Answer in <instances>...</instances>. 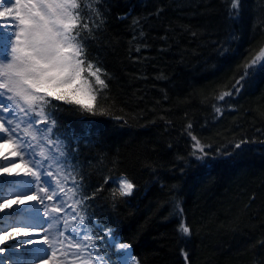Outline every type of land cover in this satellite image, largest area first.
<instances>
[{
  "label": "trees",
  "instance_id": "16d2710c",
  "mask_svg": "<svg viewBox=\"0 0 264 264\" xmlns=\"http://www.w3.org/2000/svg\"><path fill=\"white\" fill-rule=\"evenodd\" d=\"M77 2L84 67H100L106 86L86 70L97 100L78 97L93 112L52 99L42 120L72 160L65 175L89 228L112 230L139 264H264V69L219 99L264 60V0H239L236 18L232 0ZM121 175L131 195L112 182Z\"/></svg>",
  "mask_w": 264,
  "mask_h": 264
},
{
  "label": "snow or ice",
  "instance_id": "6c2138e0",
  "mask_svg": "<svg viewBox=\"0 0 264 264\" xmlns=\"http://www.w3.org/2000/svg\"><path fill=\"white\" fill-rule=\"evenodd\" d=\"M13 2L18 6L13 22L6 27L0 21V37H2L8 52L5 58L0 59V139H5L4 133H9V129L12 128L11 120L18 118L17 107L19 103L22 102L30 109L40 108L39 113H35V111L25 113L28 123L35 124L39 128L41 123L39 117L44 114L43 106L50 103L52 99L69 105H78L90 113L93 112V103H88L85 99L78 97V94L83 93L88 101L95 102L97 100L95 89L84 77L86 70L91 76L95 77L96 84L101 86V90L106 86L105 80L101 78L100 67H96L95 71L92 70L91 63H89L87 69L84 67V57L87 55L84 48L85 40L80 38L79 32L75 31L81 23L79 13L76 11L78 8L77 0H4L5 4H12ZM233 11L238 16L239 0H232L229 9L230 18H236V16H232ZM11 12V8H5L4 12L0 13V17ZM83 27L88 29V24L85 22ZM257 66L264 69V60H261L258 64V60L253 59L232 85V90L221 95L219 99L224 100L225 96L238 94L242 90L244 82L247 81L250 71H255ZM68 85H74L71 93L57 91ZM20 111L23 112L24 109L21 108ZM216 111L219 112V109H216ZM41 130L50 131L51 125L45 122ZM63 135L65 139L69 138L67 132ZM191 140L195 141V149L203 152L199 141L195 137H191ZM25 143L27 144V142ZM234 147L239 148L241 145L236 144ZM23 151L36 162L40 172H37L35 168H28L23 173L20 171L13 173L10 168H3L0 177H21L23 175L32 181L35 189L30 193H20L17 191L18 181L20 180L9 181L5 179L3 183L7 187L4 191L11 198L4 194L0 196V213L5 214L11 210L30 205L31 202H37L44 205V213L49 212V217H46V225H48L52 221L51 213L59 214L64 211L62 206L63 196L57 195L56 197V202L61 204L60 207H54L50 210L47 208L45 199L52 201L53 196L47 195L42 199L37 194V190L38 185L43 181L55 192L56 185L53 182V175L48 170V166L41 165L38 162V157H35L34 150L31 147L25 146ZM13 155H19V153H13ZM194 158L204 159L203 156ZM7 159L5 157V160ZM8 163L13 162L8 161ZM58 163L72 166V160L67 157L59 160ZM105 182L108 183L109 181L106 179ZM112 182L118 183L121 195H131L134 191L135 185L128 180L120 178L119 180L113 179ZM39 191L45 190L39 189ZM54 218L60 222L57 231L64 234V221L59 215ZM80 223L81 227L78 230L70 227L67 229L66 235L75 240H83L87 235V228L84 226L83 218H81ZM39 229L15 226L0 229V264H6V261L9 260L12 261V264H16L17 247L35 244ZM177 231L182 238H190L191 229L183 222ZM101 232H103V228H101ZM22 237L34 238L9 245V241H18ZM42 239L47 245L48 251L54 256L55 253H52L51 247L47 243L48 232L44 233ZM105 239L115 240L116 237L105 234ZM100 243L103 244L104 239ZM112 246L116 247L115 244ZM76 248L79 249L80 245L77 244ZM117 250L127 254L129 264H131V247L120 244ZM5 252L10 253V255L4 257L2 254ZM181 255L187 262L188 253L182 251Z\"/></svg>",
  "mask_w": 264,
  "mask_h": 264
},
{
  "label": "rangeland",
  "instance_id": "374dc122",
  "mask_svg": "<svg viewBox=\"0 0 264 264\" xmlns=\"http://www.w3.org/2000/svg\"><path fill=\"white\" fill-rule=\"evenodd\" d=\"M5 8H11V13H5L3 17H0V21L7 27L11 24L15 18L16 11L18 6L13 2L12 4H5L4 0H0V13L4 12ZM11 18V19H10ZM18 23V22H17ZM0 50H4L5 44L3 42L2 37H0ZM74 85L65 86L64 90H71ZM21 108L25 109L28 106L19 103ZM22 122L13 123L12 129H9V133H4L5 139H0V172H2L3 168H10L13 173L20 171L21 173L25 172L28 168H35L37 172H40V168L36 166V162L33 159H30L27 153L23 151L21 145L17 141V137L14 134H17V129L22 127ZM7 127V125H6ZM23 131V130H22ZM13 153H19V155H13ZM5 157L8 159L5 160ZM8 161H12L13 163H8ZM38 162L41 165L47 166L45 159L38 156ZM53 175V182L56 185L55 192L52 188H49L47 184H44L43 181L38 185L37 194L41 196L42 199L47 195L53 196L52 201H48L45 199V205L50 210L54 207H60L61 204L56 202L57 195L63 196V208L64 211L57 214L51 213L52 221L50 224L46 225L47 218L49 217V212H43L44 205H40L37 202H31L30 205L11 210L13 214L3 217L5 214L0 213V229L7 228L10 226L15 227H33L40 228L39 233L36 235V243L35 244H26L21 247H17V249H23V253L16 250L15 260L18 264H96L94 262L95 255L98 254L96 248L94 247V241L91 239L89 232L87 231V235L83 240H75L66 235V231L68 228L79 229L81 227V218H76L72 213L67 212L68 198L65 194H67L71 188L73 183L71 181H60L61 180V172L56 167L53 169H48ZM123 178L127 180L124 176H119L116 180ZM7 179L11 180H20L18 181L17 191L20 193H30L34 191L35 186L30 179L24 177H0V196L3 194L8 198L11 196L4 191L7 187L3 181ZM118 184V183H117ZM39 189H44L45 191H39ZM61 189L63 190L61 192ZM59 215L64 221L65 233L61 234L57 231L59 226V221L54 217ZM3 217V218H2ZM46 225V227H44ZM44 227V228H42ZM45 232H48V245L51 247L52 253H55L53 256L49 251L47 245L43 242V235ZM105 234H113L110 230H107ZM115 240H107L108 245L113 247L115 244L116 247L115 253L117 255V263L118 264H129V257L123 251H118L120 244H124L123 241L118 236H115ZM34 237H22L18 241H9V245L21 243L25 240L33 239ZM79 244L80 248L77 249L76 245ZM93 248L95 250L93 251ZM5 252L2 255L7 257L10 253ZM50 257V258H49ZM6 264H12V261H6ZM100 264H104V262H100ZM131 264H138L131 260Z\"/></svg>",
  "mask_w": 264,
  "mask_h": 264
},
{
  "label": "bare ground",
  "instance_id": "6f19581e",
  "mask_svg": "<svg viewBox=\"0 0 264 264\" xmlns=\"http://www.w3.org/2000/svg\"><path fill=\"white\" fill-rule=\"evenodd\" d=\"M11 214H13V212L9 211V212L6 213L3 217L8 216V215H11ZM3 217H2V218H3ZM124 245H127V244H124ZM21 248H23V247H21ZM21 248L16 249V250H19L21 253H23L24 250L21 249ZM7 255H8V253H7ZM131 257H132V261H134L135 263H137V262H136V258H135L134 255L132 254V251H131ZM16 264H18V263H16Z\"/></svg>",
  "mask_w": 264,
  "mask_h": 264
}]
</instances>
